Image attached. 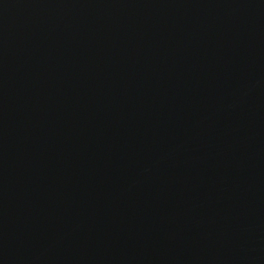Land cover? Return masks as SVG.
Instances as JSON below:
<instances>
[{
  "label": "water",
  "instance_id": "obj_1",
  "mask_svg": "<svg viewBox=\"0 0 264 264\" xmlns=\"http://www.w3.org/2000/svg\"><path fill=\"white\" fill-rule=\"evenodd\" d=\"M0 264H264V0H0Z\"/></svg>",
  "mask_w": 264,
  "mask_h": 264
}]
</instances>
